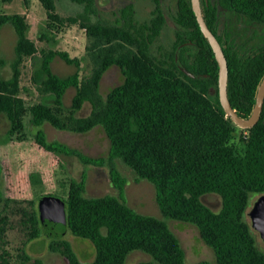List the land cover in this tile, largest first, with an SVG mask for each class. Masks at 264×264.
<instances>
[{"label": "trees", "instance_id": "trees-1", "mask_svg": "<svg viewBox=\"0 0 264 264\" xmlns=\"http://www.w3.org/2000/svg\"><path fill=\"white\" fill-rule=\"evenodd\" d=\"M42 1L48 11L54 10V0ZM72 1L88 5L89 13L97 16L93 0ZM219 4L264 25V0H219ZM215 12L210 5L203 7L204 20L213 32L217 26ZM176 20L181 34L177 33L174 48L186 41L193 47L179 49L176 60L172 53L168 60H161L150 51L164 21L158 11L152 13L149 25L138 22L130 8L124 9L114 23L89 18L84 26L90 40L86 46L92 64L89 75L81 78L76 70L60 77L52 71L50 60L41 58L32 82L39 95L52 96V103L38 102L26 108L19 95V66L28 51V23L19 14L0 15V29L8 24L16 34L12 75L0 78V114L9 121V133L28 111L36 128L35 142L41 148L73 155L85 165H107L118 192L117 196L86 197L85 175L70 181L64 201L68 230L89 240L95 255L91 262L82 263L62 237L51 239L50 249L59 251L68 264H124L132 251L144 252L158 264H187L178 237L164 220L140 214L125 203L126 181L114 166L115 160L132 170L137 179L153 184L155 201L164 218L197 228L202 241L213 251L214 264H264V251L256 246L247 216L252 199L264 194V102L258 122L246 129L247 135L240 136L237 143L236 126L222 110L217 92L209 94L210 87L216 88L218 67L189 0L180 1ZM46 39L39 36L41 41ZM218 41L227 60L228 99L237 114L246 118L264 74V46L246 53L228 36ZM3 64L0 59V66ZM113 65L120 68L123 80L102 97L100 79ZM69 87L75 94L70 107L65 108L63 96ZM85 102L90 104L89 114L77 117ZM45 122L75 133L100 126L109 141L107 157H89L62 143L47 141L41 128ZM207 193L221 197L218 212L202 202L201 197ZM8 210L21 214L29 238L43 235L38 210L31 207L28 211L19 201L6 198L0 209L1 242ZM20 257L30 258L24 253ZM0 264H9L4 250ZM31 264L43 263L36 258Z\"/></svg>", "mask_w": 264, "mask_h": 264}, {"label": "rangeland", "instance_id": "rangeland-1", "mask_svg": "<svg viewBox=\"0 0 264 264\" xmlns=\"http://www.w3.org/2000/svg\"><path fill=\"white\" fill-rule=\"evenodd\" d=\"M170 4L163 3L167 12V23L161 36L152 47V53L157 54V46L169 48L173 41L172 30L174 23L167 9ZM54 10L48 11L42 0H0V15L19 14L25 17L28 23L27 41L28 51L19 66L20 77L19 95L24 99L25 106L38 102L52 103V96H41L36 91V84L32 82L34 70L38 67L41 58L50 60L52 71L60 77L71 75L78 71L81 78L87 77L92 64L86 46L90 40L85 35L84 26L88 19L96 18L110 22L114 16L102 13L94 16L89 13L88 5H80L72 0H54ZM150 7L143 3L137 8L136 19L142 21L148 18ZM81 17H77V15ZM46 39L41 41L39 36ZM16 34L10 25L0 29V59L4 64L0 66V78L8 79L12 75L11 63L15 60L14 45ZM67 60V61H66ZM70 61V63H68ZM123 80L119 67L111 66L101 77L99 92L105 97L107 92ZM75 89L69 87L64 96L63 104L69 108ZM90 104L85 102L76 113L77 117L87 116ZM236 126V125H235ZM46 140L58 142L69 148L93 158L107 157L109 141L100 126H96L85 133H75L59 130L45 122L41 126ZM10 124L3 114H0V209L3 199L10 198L19 201L22 207L30 211L31 207L38 210V200L42 197H55L66 201L71 180H80L85 175L86 197H100L104 195L117 196L118 192L112 185L109 176V167L85 165L73 155L59 152H49L35 142L36 128L30 121L29 112L22 116L21 123L9 133ZM246 129L236 126V142L240 136H246ZM114 166L124 177V201L133 210L140 214L149 215L164 220L168 227L176 234L185 253L187 264L208 261L214 264L215 257L200 238L197 228L186 222L166 219L155 201V188L145 179H137L132 170L124 166L119 160ZM254 197L251 203L254 201ZM201 200L214 212L221 208V197L216 193H207ZM8 214V224L0 241V253H8L9 264H31L33 259H40L43 264H68L64 256L57 250L50 249L51 239L44 234L38 238H29L28 227H25L21 214L11 210ZM249 219V218H248ZM253 235L256 246L264 251V240L255 230ZM62 239L69 243L77 259L82 262H91L94 259V245L87 239L74 236L67 230ZM29 256L23 260L20 256ZM158 264L148 254L141 251H132L128 254L124 264H138L139 262Z\"/></svg>", "mask_w": 264, "mask_h": 264}, {"label": "water", "instance_id": "water-1", "mask_svg": "<svg viewBox=\"0 0 264 264\" xmlns=\"http://www.w3.org/2000/svg\"><path fill=\"white\" fill-rule=\"evenodd\" d=\"M94 4L99 8V1L94 0ZM192 12L195 16L198 27L207 40L215 61L217 63V83L216 88L210 87L209 94L217 92L218 100L226 117L230 118L234 125L241 129L253 127L259 120L264 102V74L261 77L254 96V104L248 117H240L236 110L232 108L227 95L228 66L221 44L208 28L203 15L201 0H190ZM187 75H193L181 68ZM38 215L42 224L43 234L48 238L63 237L67 230V217L65 202L55 197H42L38 200ZM250 226L258 232L260 238L264 240V194L256 197L251 207L247 211Z\"/></svg>", "mask_w": 264, "mask_h": 264}, {"label": "flooded vegetation", "instance_id": "flooded-vegetation-1", "mask_svg": "<svg viewBox=\"0 0 264 264\" xmlns=\"http://www.w3.org/2000/svg\"><path fill=\"white\" fill-rule=\"evenodd\" d=\"M94 1V0H93ZM99 8H97V16L102 13H109L114 16V19L110 22L114 23L116 19L121 17V13L124 9L130 8L133 13L134 18L136 19L137 8L140 3H143L145 7H150L152 5V9L149 10L148 18L144 20H140V23H146L149 25V21L152 17V13L158 11L164 19L160 33L157 39L161 36L162 31L167 23V12L165 11V7L163 3L170 4L167 8L170 12V17L172 22L174 23L173 28V41L169 48L164 46H157V54L152 53V47L154 43L157 41L154 40L151 44V53L155 55L157 58L161 60H168L170 54L172 53L174 59H177V51L181 49L185 45H191L192 42L186 41L184 43L178 44L176 49L174 48V44L177 42V33L181 34V26L177 25V15L179 12V4L181 0H98ZM190 2V0H189ZM202 9L203 7H207L208 5L215 8V14L217 19V26L214 29V35L219 40L224 39L225 36H228V39L235 40L240 45L243 46L246 53L256 52V50L262 48L264 46V25L256 22L253 19H250L247 15L240 13L236 10L227 9L222 7L219 4V0H201ZM191 6V5H190ZM102 20V19H100ZM103 21V20H102ZM193 47V46H192ZM195 50L192 48V53ZM187 58H189L187 56Z\"/></svg>", "mask_w": 264, "mask_h": 264}]
</instances>
